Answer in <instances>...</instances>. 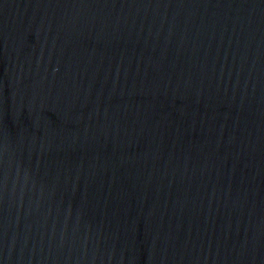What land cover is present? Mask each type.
Returning a JSON list of instances; mask_svg holds the SVG:
<instances>
[{"label":"water","instance_id":"1","mask_svg":"<svg viewBox=\"0 0 264 264\" xmlns=\"http://www.w3.org/2000/svg\"><path fill=\"white\" fill-rule=\"evenodd\" d=\"M0 264H264V0H0Z\"/></svg>","mask_w":264,"mask_h":264}]
</instances>
